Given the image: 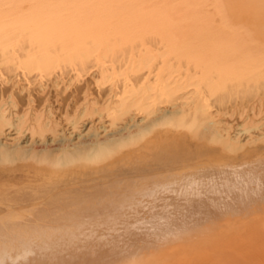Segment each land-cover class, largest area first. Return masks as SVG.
Returning <instances> with one entry per match:
<instances>
[{"label": "bare ground", "instance_id": "1", "mask_svg": "<svg viewBox=\"0 0 264 264\" xmlns=\"http://www.w3.org/2000/svg\"><path fill=\"white\" fill-rule=\"evenodd\" d=\"M208 2L231 46L162 86L0 9V264H264V0Z\"/></svg>", "mask_w": 264, "mask_h": 264}, {"label": "rangeland", "instance_id": "2", "mask_svg": "<svg viewBox=\"0 0 264 264\" xmlns=\"http://www.w3.org/2000/svg\"><path fill=\"white\" fill-rule=\"evenodd\" d=\"M18 4L24 6L25 8L24 7H23L24 9H22V7L19 8ZM41 4H43V8H45V9H41V14L43 13V10L46 9L51 8L50 10L51 12H52V8H54L55 10L54 11L55 13L52 14L51 12H49L50 14L49 13L47 14L49 10L44 11L45 12L44 17L51 16V17H56L58 19L60 17L59 20H61L62 23H64L65 20L67 21L69 20V22L71 21L72 24L75 25L77 28L79 27V29L80 28L81 29H118V24L113 22L114 20L117 21L123 20L122 22H125L130 18L137 16L139 13L147 14L150 12H156V18H158L159 20L167 19L168 21L172 22V24L177 25L175 28H172V30H187L183 34H179L177 36H173V35L170 36L173 37L175 40H179L178 43L179 42L180 43L178 45L172 46L168 42L164 43L162 39H157L156 41L147 42V43H143V42H139L136 44L128 43L125 44V46H121V48L119 49L121 53L119 56L122 57V61L124 60L123 62H126V64L124 63L125 64L124 66H126V70L128 69L127 71H129L127 72V74L130 73V69L132 70L135 67L134 70H136L135 72H137L138 67H140L141 68L140 74L146 76V79L149 82L151 81L152 83L154 81L153 82L154 84L160 81L159 83H156V85L158 84L160 85L161 81L164 82L163 84L167 83L165 82V80L169 81L171 77L172 79L175 78L173 81L180 80L181 82L183 79L180 78H184V75L188 76V78L191 77L194 80L195 77L197 78L199 77L198 75H200L199 70L201 69L200 68L201 66L199 62L202 64V67L208 63V62L206 63L207 60L206 58L202 59V61L198 59L199 56L201 57V55L202 56L204 55L202 54V52L205 53L206 56L208 52L211 53L214 52L215 50H219V49L221 50L223 48L231 46V43L228 41L230 38H232L231 37L232 35L230 34L231 33L230 29H228L229 30L228 31L224 28L225 27V25H223L224 22L222 20L220 21V15L218 14L217 11L215 12L214 6L212 7V5L208 2V0L206 1L205 0H0V9L6 8V6L10 8V5L11 6L16 5L15 8L18 6V8H16L17 11L18 9L23 11L25 10L24 12L23 11L21 12H23L24 14H30L35 10V8L38 9L39 6L42 7ZM119 4H123V5L126 4L125 7L122 9L125 10V12L121 11L120 13L118 12L116 13L114 11L111 12L107 11L104 12L105 14L97 13L98 16H95L94 14L95 10L104 9L106 5L107 6L113 5L114 8ZM128 10L130 11L138 10L139 12L135 13L132 16L131 14L126 13V11ZM167 10L171 14L167 12ZM21 12H17V13L21 15L22 14ZM56 27L57 26H55L54 28ZM150 27L151 26L147 25L145 29H156V27L153 28ZM57 29H60V27L58 26ZM212 38L219 39V42H214ZM81 46L84 49H89L90 47L91 56L96 55L95 50H97V55L95 57L99 59V62L102 60L103 63L109 60L107 61L105 59L103 60V58L101 57L102 54H99V51L100 53H102L105 49H107V47L108 48L113 47L114 49L119 47V46H112V44H105L94 41H88L86 43H82V45L80 44L79 47ZM92 48L95 52L92 50ZM197 52L200 53L201 55L197 54ZM191 53H193L194 56L196 53L197 58L195 56L196 59H193L194 56L193 55L191 56ZM100 57L102 58L101 60ZM96 61L97 63H99L98 60ZM100 63L103 64L102 62ZM173 69L174 70L176 69V71L173 72ZM133 72L134 71L132 70V73ZM170 75L171 77H169L168 79L167 77ZM163 84L161 83V86ZM189 89L191 88L185 87V90H189ZM48 101L52 106L51 108L53 111V117L54 119H56L57 122L62 121L66 109H68V111H71L74 108L73 104L77 103L76 98L74 99L71 97L69 99L68 97L56 98L52 96V98L50 97ZM36 104L37 106L42 105L41 101H37ZM62 126H64V123L60 124V127Z\"/></svg>", "mask_w": 264, "mask_h": 264}, {"label": "flooded vegetation", "instance_id": "3", "mask_svg": "<svg viewBox=\"0 0 264 264\" xmlns=\"http://www.w3.org/2000/svg\"><path fill=\"white\" fill-rule=\"evenodd\" d=\"M125 5L119 4L118 5L119 7L115 6L114 8L113 5H108V6L106 5L105 12L106 11H110V12L114 11L116 13L117 12L120 13L121 11L125 12V10H122L125 7ZM137 12L139 11L138 10L126 11V13H129L132 16ZM147 15L148 17L146 16V14L139 13L137 16L130 18L125 22H122L123 20L122 21L114 20L113 22L118 24V28L120 29H82V30L76 29L74 32L76 33L79 32L78 34H81L79 35V39L83 38L81 39L83 41L82 43H86L88 41H94L105 44H112L114 46H118V45L125 46V44L128 43H132V44H136L139 42L147 43V42L156 41L157 39H162L164 43L168 42L171 45L179 44L177 40H175L173 37L170 36L172 35L177 36L179 34H183L187 30H172V28H175L177 25L172 24V22L168 21L167 19L161 20L159 22V19L158 18L156 19V12L155 13L150 12L147 13ZM147 25L151 26L150 28L156 27V29H145ZM70 32H73V30H71ZM79 39L77 40L76 38L77 41H79ZM81 40L79 42H81Z\"/></svg>", "mask_w": 264, "mask_h": 264}]
</instances>
